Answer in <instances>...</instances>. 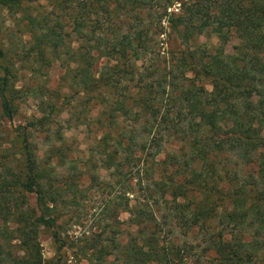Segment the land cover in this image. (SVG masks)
I'll return each mask as SVG.
<instances>
[{"label":"trees","instance_id":"1","mask_svg":"<svg viewBox=\"0 0 264 264\" xmlns=\"http://www.w3.org/2000/svg\"><path fill=\"white\" fill-rule=\"evenodd\" d=\"M38 1L0 0V10L21 13L31 36L30 51L42 59L48 52L55 59L68 56L76 65L78 90L101 100L96 123L106 126L98 143L106 153L103 166L124 175L123 167L133 163L139 185L151 179L152 190L178 211V223L185 220L205 232L202 255H215L209 264H252L247 247L264 240V0H150L161 10L152 22H142L148 0H47L46 11L33 14L28 4ZM177 1L179 13L169 11ZM134 13L135 25L125 30L120 23L106 30L108 35L98 33L103 22ZM199 16L205 27L219 20L226 31L235 32L237 52L224 55L217 48L200 54L188 48L171 65L161 36L170 39L174 32L187 44L202 31L195 20ZM6 56L0 35V97L10 119L16 109L12 97L21 90L15 87L14 67L3 62ZM103 58L107 62L94 70ZM254 96L261 99L260 106L251 110L246 102ZM129 117L140 126V134L128 129L132 124L119 129L121 119ZM44 120L28 127L42 126ZM30 134L26 126L17 134L21 140L10 148L15 163L0 160V264H46L37 226L57 225L55 172L39 160ZM131 187L126 183L124 209L140 238L122 246L123 264H188L186 249L172 248L171 236L169 246H160L159 231L172 225L169 215L153 201L136 198L131 204ZM29 194H36V207ZM220 225L219 232L212 231ZM116 245L120 247L86 254L90 264H116L107 258Z\"/></svg>","mask_w":264,"mask_h":264},{"label":"rangeland","instance_id":"2","mask_svg":"<svg viewBox=\"0 0 264 264\" xmlns=\"http://www.w3.org/2000/svg\"><path fill=\"white\" fill-rule=\"evenodd\" d=\"M47 2L39 0L28 4L29 11L33 14L45 12ZM148 2L149 7L142 11L144 17L142 22L155 21L161 13L159 8L151 6L153 1ZM179 8L180 3L177 1L169 11L179 13ZM134 14L103 22L98 33L108 35L106 30L120 23L126 30L128 24L135 25L138 22L135 18L137 13ZM21 18V13H13L7 8L0 10L1 44L7 53L3 62L14 67L15 87L21 90L20 94L12 97L16 109L10 119L3 114L0 97V160L15 163V155L10 148H13L14 142H17L16 144L20 142L21 137H17V134L26 126L31 130L29 139L37 150L39 160L54 169L56 180L53 190L60 193V201L55 211L58 215L57 225L55 228L37 226L45 263L90 264L87 255L94 251L111 249L115 244H119L120 247L116 245V251L107 258L116 264H123L125 259L124 252L121 251L122 246L132 242L134 238H140L136 235L137 226L129 221L130 213L124 209L127 202L125 188L126 183H129L133 190L131 193L135 191L130 196L131 204L136 203V198L144 203L153 201L155 208L165 212L172 220V225H164L159 231L162 240L160 246L168 245L171 236L175 241L172 248H181L182 252L186 249L188 264H209L210 257L215 255L211 253L202 255L205 232L197 227H190L185 220L178 223L176 221L178 211L174 210L172 202L168 204L160 193L152 190L151 179L145 180L146 184L144 182L143 185H139V179L135 178L138 168L133 163L123 167L121 172L125 173L124 175L103 166L106 153L98 143L105 134L106 126L101 127L96 123L103 108L101 100H95L83 90H78L75 83L77 79L74 77L76 65L68 56H63L60 60L53 58L54 55L48 52L42 59L36 51H30L31 36L27 32L25 21ZM94 18L93 16L91 20ZM163 20L164 26L167 27L168 22L166 19ZM195 20L199 26L201 25L202 31L199 35H194L187 44L174 32L170 39L165 34L161 36L162 39H166L163 48L170 51L167 61L171 62V65L176 64L182 51L188 48L191 50L197 48L200 54L215 52L217 48H221L224 55L237 52L239 38L235 32L226 31L219 20L210 21L206 27L205 18L199 16ZM153 35L151 33V36ZM70 38L72 46H78L77 37L73 35ZM82 42L89 45L90 41L84 38ZM106 62V58L100 59L94 70H100ZM3 74L0 70V76ZM207 86L211 87L209 84ZM260 100L258 96H254L251 101L246 102V106L254 110L260 106ZM168 104V99L164 98L163 106L167 108ZM40 118L43 120L45 118V122H42L44 125L36 123V128L28 127L30 122H37L36 120ZM133 121L130 117L121 119L119 129L132 124L133 128L128 129L140 134L142 131L140 126L137 122L131 123ZM171 147L167 145V149ZM118 156L120 158L121 154ZM163 157L164 154L159 156ZM148 185H152L149 191ZM29 199L31 205L36 207V194H29ZM203 228L206 231V227ZM221 228L222 225L212 226L211 229L219 232ZM54 230L57 231V239ZM246 236L248 240L251 239L248 232ZM260 241L253 240L247 247L249 250L245 252L246 258L250 259L252 264H264V240ZM191 246L194 247L193 250H187V247Z\"/></svg>","mask_w":264,"mask_h":264}]
</instances>
